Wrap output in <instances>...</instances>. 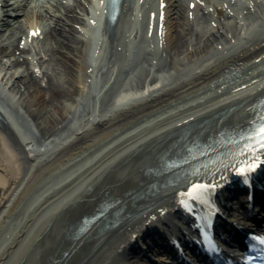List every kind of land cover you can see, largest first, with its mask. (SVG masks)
Wrapping results in <instances>:
<instances>
[{
  "label": "bare ground",
  "instance_id": "1",
  "mask_svg": "<svg viewBox=\"0 0 264 264\" xmlns=\"http://www.w3.org/2000/svg\"><path fill=\"white\" fill-rule=\"evenodd\" d=\"M106 13L107 0H0V264H29L39 245L41 264H134V236L174 225L191 184L216 185L251 155L224 143L264 119V0H123L113 24ZM191 144L229 151L196 176L166 164Z\"/></svg>",
  "mask_w": 264,
  "mask_h": 264
},
{
  "label": "rangeland",
  "instance_id": "2",
  "mask_svg": "<svg viewBox=\"0 0 264 264\" xmlns=\"http://www.w3.org/2000/svg\"><path fill=\"white\" fill-rule=\"evenodd\" d=\"M51 1H53L55 3V1H57V0H51ZM37 14H38V17L37 18L36 17H32L31 20L34 21V22L35 21H38L37 22L38 25H41L42 24V23L40 24L41 18H43V17H45V15H47V8L44 7L42 9L41 8L40 9H37ZM4 17H5V20L7 18H9V16H4ZM34 37H35V39L33 41H36L35 42L36 43V51L37 50H41V51L43 50V51H46L47 52V51H49V49H48L49 48L48 47L49 45L48 44H51V43H54L55 42V37L54 36H52L51 38H49V40H47V41L44 40L43 39V33L40 36H34ZM13 39H16V38L15 37H12L10 40H13ZM27 39L28 38H25L24 39V43H25V41H27ZM4 48H6V47H4ZM36 51H32V53L33 52H36ZM160 55H162V54L160 53ZM69 64H71V62H69ZM138 78H140V75L137 76V79ZM44 85H45L44 88L46 89L48 96L50 95V93L54 92V90L52 88H48V85L46 84V80L44 81ZM28 94H29L28 97L30 98L31 96H34L36 94V92L33 91V89H32L31 92H29ZM68 102H70V100H68ZM52 107L53 106H49L46 109L45 113H46L47 116H49L51 114ZM41 120L42 119H40V121ZM25 127L31 129L30 134L33 136V138L35 140H37V141L38 140L40 141L41 139L43 140L42 130L39 127H36V125L33 123V121H31V120L26 121V126ZM61 127H62V124H59L55 128L58 129V128H61ZM57 129H56V131L55 130L54 131H49V133H51L52 136H53L54 134L57 133ZM50 225H51V221L46 226V228L43 231H41V234L38 236V237H40L39 238L40 243L42 241L49 240L48 235H49V227H51ZM36 244H37V242H35V245ZM41 248H42V245H39V247H38V253L34 257L32 256L31 259L30 258L26 259L29 264H41L43 262V259H44V256H45L44 255L45 250L42 251L43 249H41ZM41 251H42V254H41ZM24 257H26V256H24ZM131 262H133L134 264H149L145 259H141V258H138V257L137 258L136 257L135 258L132 257L131 258ZM21 263H24V258H23V260L21 259L20 264Z\"/></svg>",
  "mask_w": 264,
  "mask_h": 264
},
{
  "label": "snow or ice",
  "instance_id": "3",
  "mask_svg": "<svg viewBox=\"0 0 264 264\" xmlns=\"http://www.w3.org/2000/svg\"><path fill=\"white\" fill-rule=\"evenodd\" d=\"M241 139L247 141L243 145V152L251 153V155L244 156L236 166L233 167V171L244 175L254 169L260 161L261 157L257 150L264 149V119L257 121L252 128L247 130L244 135L241 136ZM208 187L210 186L203 182L193 183L188 188V195L193 198H201L203 191ZM211 187H214V185ZM256 239L264 241V237L261 236H257Z\"/></svg>",
  "mask_w": 264,
  "mask_h": 264
},
{
  "label": "water",
  "instance_id": "4",
  "mask_svg": "<svg viewBox=\"0 0 264 264\" xmlns=\"http://www.w3.org/2000/svg\"><path fill=\"white\" fill-rule=\"evenodd\" d=\"M96 216H97V215H96ZM96 216H95V217H96ZM95 217H94V218H95ZM85 224H87V223H85Z\"/></svg>",
  "mask_w": 264,
  "mask_h": 264
}]
</instances>
